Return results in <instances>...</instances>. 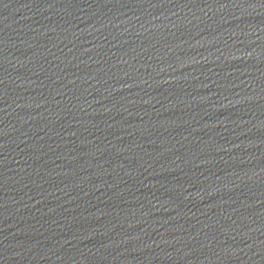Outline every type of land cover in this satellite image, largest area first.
Segmentation results:
<instances>
[{"label":"water","instance_id":"95a60500","mask_svg":"<svg viewBox=\"0 0 264 264\" xmlns=\"http://www.w3.org/2000/svg\"><path fill=\"white\" fill-rule=\"evenodd\" d=\"M0 264H264V0H0Z\"/></svg>","mask_w":264,"mask_h":264}]
</instances>
